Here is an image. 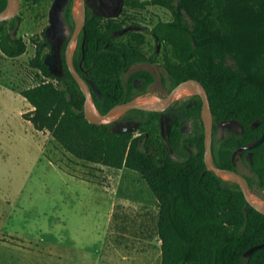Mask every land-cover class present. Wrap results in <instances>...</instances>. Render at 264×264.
<instances>
[{
	"label": "trees",
	"instance_id": "1",
	"mask_svg": "<svg viewBox=\"0 0 264 264\" xmlns=\"http://www.w3.org/2000/svg\"><path fill=\"white\" fill-rule=\"evenodd\" d=\"M23 1L30 6L43 2ZM126 4L141 10L159 7L169 13V20L157 21L150 31L163 49L160 54L154 47L145 51V34L124 32L134 26L126 23L131 17L115 21L86 15L73 63L92 86L97 110L104 114L132 99L135 79L146 86L153 82L154 77L143 70L124 82L123 72L130 65L158 62L170 87L190 79L199 81L216 120H235L246 130L257 123V138L264 128V0H126ZM5 5L6 0H0V12ZM70 6L67 14L73 29ZM16 30L15 19L0 23V53L9 59L26 51ZM43 46L45 41L36 46L29 65L37 72L36 80L46 81L19 92L32 108L22 118L35 131L48 132L79 160L130 170L141 177L159 205L160 264H264V216L245 206L237 185L205 169L199 99L190 109L200 122L197 151L184 160H173L161 141L156 113L130 111L147 119L123 134L114 132L111 125L88 123L83 115L84 97L65 63L66 43L57 76L44 64ZM180 137L178 126H173L170 142L176 148ZM254 150L257 157L251 165L250 189L264 199V144Z\"/></svg>",
	"mask_w": 264,
	"mask_h": 264
},
{
	"label": "rangeland",
	"instance_id": "2",
	"mask_svg": "<svg viewBox=\"0 0 264 264\" xmlns=\"http://www.w3.org/2000/svg\"><path fill=\"white\" fill-rule=\"evenodd\" d=\"M66 2L68 8L71 0ZM53 3L43 0L30 6L20 0L14 19L26 51L14 59L0 53V264H160L159 205L141 177L130 170L79 160L48 132L35 131L22 118L32 108L19 92L46 81L35 79L37 72L29 62L36 46L45 41ZM59 7L54 10L58 17ZM88 12L96 14L91 7ZM126 16L142 27L136 31L145 34L148 52L154 45L150 29L170 18L167 11L153 6L129 7ZM71 30L69 24L65 42ZM42 48L46 57L49 49ZM158 64L134 63L123 73L124 82L137 70L154 76L147 86L134 80L132 98L165 95L168 76ZM184 103L182 98L175 105ZM125 117L147 119L133 112ZM188 125L186 120L183 126ZM192 125L199 126V121L193 119ZM188 147L191 144L183 142L177 150L168 148V155L184 160Z\"/></svg>",
	"mask_w": 264,
	"mask_h": 264
},
{
	"label": "flooded vegetation",
	"instance_id": "3",
	"mask_svg": "<svg viewBox=\"0 0 264 264\" xmlns=\"http://www.w3.org/2000/svg\"><path fill=\"white\" fill-rule=\"evenodd\" d=\"M61 1V4L59 3ZM53 4L50 6L51 11L49 13V24L45 29L44 37H45V44L47 48L49 49V53L47 56H49L51 47L50 44L56 49L57 54V60L60 62V54L61 51L67 43L68 39L65 42V39L67 38L68 32H69V16L67 14L68 8L66 5V0H53ZM60 4V5H59ZM60 6V7H59ZM56 7H59L60 17L54 15V10L57 11ZM91 9L96 13L94 16L100 17L104 20H117L122 21L126 18H128L127 15V9L129 8L126 4V0H85V11L86 15H90L89 9ZM71 9V6H70ZM71 15V13H70ZM130 20H127L126 23H129ZM138 28L142 27H136L130 26L126 31L131 30L134 32H137L136 30ZM72 31V30H71ZM124 31V32H126ZM151 31V29H150ZM149 31V32H150ZM47 32V37L45 36V33ZM123 34V32H118L114 34L113 36H119ZM151 34V32H150ZM81 35V34H80ZM152 36V34H151ZM70 37V36H69ZM80 38V37H79ZM155 48V53L160 54V52L163 49V45L156 42V39L153 38ZM48 40V42H47ZM65 42V43H63ZM79 42V40H78ZM78 45V43H77ZM77 56V47L74 53V58ZM151 56V55H150ZM149 65H152L154 63L152 62H144ZM61 64V63H60ZM158 64V63H155ZM160 64V63H159ZM158 64V65H159ZM162 67V65L160 64ZM163 68V67H162ZM128 69V68H127ZM125 69L124 72L127 70ZM164 70V68H163ZM140 71V70H137ZM148 73H150L152 76L153 74L150 71L143 70ZM165 71V70H164ZM60 72V66L58 70V74ZM123 72V73H124ZM136 72V71H135ZM134 73V72H133ZM166 73V71H165ZM167 74V73H166ZM168 76V75H167ZM154 77V76H153ZM136 80V79H135ZM138 80V79H137ZM143 82L142 80H138ZM175 87V86H174ZM173 87V88H174ZM170 87V82L168 79V86L165 89V95L166 96L172 89ZM163 96V97H164ZM197 99L200 100V98L196 95L185 97V103L181 106H176V102L172 103L167 109H165L162 112H158L156 123L159 126V132H160V138L163 142L166 150L168 148L172 150H177L176 147L172 145L171 141V135H172V127L177 125L178 130L180 132V145L184 143H190L191 147L187 148L188 157L192 156L194 153H196V145H197V135L196 131L198 128V125H192V120L197 119L199 121L200 119V112H199V119L196 117V115L191 116L190 115V109L197 105ZM201 102V101H200ZM129 113V112H128ZM128 113L121 116L117 121L114 123H111V129L117 130L121 127L125 126H132L135 123H138L136 129L142 124L143 121L135 120L132 117H125ZM164 114H168L167 119H164ZM125 117V118H124ZM125 119L124 121H120L122 119ZM188 120L189 125L187 127L183 126V123ZM201 121V119H200ZM230 121V120H228ZM235 121V120H234ZM227 121H218L213 117V123H212V157L214 164L218 166L225 165L227 166L226 169L232 170L237 172L238 174L242 175L248 182L249 188H250V180L252 179V172H251V165L255 158L257 157V152L254 149L250 150H241L243 146H247L251 144L252 142L256 141L260 136L264 133V128L261 130L259 136L256 138V127L257 123L250 124L248 127L250 130H246L243 125L238 122H231L226 123ZM200 124V122H199ZM202 124V122H201ZM188 128V131L186 130ZM203 128V126H202ZM135 129V130H136ZM187 131V132H186ZM227 144V146H226ZM261 144H264V140ZM228 151V156L225 157L224 151ZM168 153V151H167ZM220 168V167H219ZM243 169L245 171H243ZM251 190V189H250ZM264 194V190L262 192Z\"/></svg>",
	"mask_w": 264,
	"mask_h": 264
},
{
	"label": "water",
	"instance_id": "4",
	"mask_svg": "<svg viewBox=\"0 0 264 264\" xmlns=\"http://www.w3.org/2000/svg\"><path fill=\"white\" fill-rule=\"evenodd\" d=\"M20 8V0H6L5 8L0 12V23L14 19ZM71 19L73 22V29L70 37L66 43L64 50V59L67 69L76 82L81 94L84 97L83 102V115L86 121L94 125H110L117 121L121 116L130 111H143L149 113L162 112L172 103L192 95L200 98V119L203 126V162L205 169L213 173L216 177L226 183H232L238 186L241 194L244 197L245 206H249L256 212L264 216V199L253 194L249 188L247 180L235 171L228 169H221L213 162L212 157V123L213 116L211 113L208 96L203 85L196 80L190 79L177 84L166 96L164 97H148L142 96L132 98L123 103H119L110 108L106 113L101 114L92 98V86L83 80L74 67V53L77 43L84 29L86 19L85 0H71ZM126 31V29L124 30ZM47 37V32L45 33ZM48 42V40H47ZM51 51L49 56L44 59V64L47 66L48 71L57 76L60 66L57 60L56 49L50 44ZM235 122L234 120L227 121L226 123ZM138 123L132 126L121 127L120 129L113 130L118 134L128 133L134 131ZM264 140V133L256 141L247 146H243L241 150H250L259 146Z\"/></svg>",
	"mask_w": 264,
	"mask_h": 264
}]
</instances>
